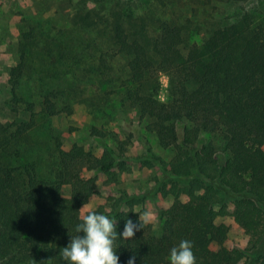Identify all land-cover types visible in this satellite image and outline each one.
Returning a JSON list of instances; mask_svg holds the SVG:
<instances>
[{"label":"trees","instance_id":"1","mask_svg":"<svg viewBox=\"0 0 264 264\" xmlns=\"http://www.w3.org/2000/svg\"><path fill=\"white\" fill-rule=\"evenodd\" d=\"M153 2L171 9L172 18L154 22L116 9L103 13L96 4L81 0L73 22L97 32L94 42L103 41L123 60L126 77L105 81L119 84L122 100L146 122V131L161 149H174L172 171L181 175V166L190 165L209 181L217 176L219 192L225 193L226 188L240 197L233 200L231 211L225 205L216 211L210 185L198 182L186 192L184 202L166 206L156 197L159 235L140 219L142 229L131 240L116 241L119 264H127L132 255L136 264H170V249L184 239L192 241L197 264H248L249 248L230 243L229 225L215 220L228 218L248 245L264 233V210L257 205L264 202V0ZM237 4L247 6L240 7L232 21L223 18L226 9ZM199 11L203 27L193 28L189 19L179 18L184 13L195 18ZM25 29L19 38V61L8 72L14 120L0 119V264H66L62 248L86 214L81 207L91 200L103 201L95 210L116 219L118 233L126 219L138 222L134 209L138 200L126 191L110 192L130 172L132 141L113 135V147L104 145L97 157L75 143L64 151L62 133L50 129L49 176L40 177L32 161L18 164L37 115L35 105L20 96L21 79L27 75V45L36 34L29 22ZM202 31L206 38L194 40ZM93 55L91 73L106 77L110 54L97 49ZM161 73L168 78L165 103L157 98ZM58 93L54 90L41 97L44 117L58 114ZM20 104L26 108L21 110ZM21 113L28 115L27 121L16 118ZM184 123L189 128L178 132V125ZM92 134L107 137L95 129ZM202 135L214 136L223 144L222 164L216 161L213 145L200 141ZM87 173L94 176L85 178ZM63 186L70 187L67 198L62 196ZM251 264H264V248Z\"/></svg>","mask_w":264,"mask_h":264},{"label":"rangeland","instance_id":"2","mask_svg":"<svg viewBox=\"0 0 264 264\" xmlns=\"http://www.w3.org/2000/svg\"><path fill=\"white\" fill-rule=\"evenodd\" d=\"M81 0H0V119L14 120L10 111L11 98L8 85V72L19 61L18 44L20 33L23 32L27 22L35 26V37L28 42L26 55V74L21 79L20 96L27 102L33 103L36 126L29 132V144L25 145L26 153L18 161L23 165L29 161L35 163L40 177L49 176L51 158V132L54 129L61 132L64 137L62 149L68 151L72 145L82 146L86 151L99 157L104 145L113 147L111 138L115 136H128L131 138L129 154L133 157L128 161L130 172L125 176L122 184L110 188L116 191H126L139 203L134 209L145 223L152 226L155 235H159V216L156 214L155 199L162 205H171L174 201L184 202L186 192L198 182L203 187H211L210 198L214 202L213 209L218 211L222 205L231 211L233 202L240 195L225 193L216 189V183L221 182L217 176L209 181L197 174L190 165L181 166V175L172 171L171 160L175 154L173 148L163 150L154 135L145 129L146 122L139 119L137 113L121 98L118 83L105 80L117 76L126 77L124 62L113 55L110 46L103 41L94 42L97 32L81 27L73 22L74 14L79 9ZM103 13L116 9L124 14L136 17H145L148 20H165L172 18V10L161 9L155 6L153 0H85ZM217 5V4H216ZM247 4H237L227 8L225 17L232 21L239 12L240 7ZM210 14L212 8L208 9ZM202 12L192 18L188 13L180 15L181 19H189L193 28L203 27ZM207 34L201 32L194 40L205 39ZM97 43V44H96ZM106 51L110 56L107 64L111 69L106 77H96L91 73L94 66L93 53L97 49ZM185 54L186 48L179 47ZM112 55V56H111ZM159 91L157 98L160 102H167L168 78L161 73L158 76ZM59 92L57 100L58 114L53 117H44L40 114L39 102L41 97L52 91ZM20 109L26 105L20 104ZM17 119L27 121L28 115L20 114ZM189 128L184 123L178 125V132ZM93 129L104 133L105 138L92 134ZM200 141L211 143L216 150L218 165L226 159L223 144L211 135H202ZM14 165V162H13ZM187 172V173H186ZM94 173H87L85 178L93 177ZM228 192H227V191ZM227 192V193H226ZM70 195V187H62V196ZM162 197V198H161ZM234 200V201H233ZM103 203L100 198L91 200L81 207L86 213L89 209L97 208ZM257 205L264 210V202ZM216 224L229 225L228 238L233 245L242 244L249 248V263H254L258 254L264 248V233L257 235L251 245L235 225L228 218L218 217Z\"/></svg>","mask_w":264,"mask_h":264},{"label":"clouds","instance_id":"3","mask_svg":"<svg viewBox=\"0 0 264 264\" xmlns=\"http://www.w3.org/2000/svg\"><path fill=\"white\" fill-rule=\"evenodd\" d=\"M142 229L138 222L126 219L122 232H117L116 219L106 214L89 209L75 226V235L63 247L62 257L66 264H119L116 241L131 240L137 231ZM192 241L184 239L170 249V264H197ZM127 264H136L132 255Z\"/></svg>","mask_w":264,"mask_h":264}]
</instances>
